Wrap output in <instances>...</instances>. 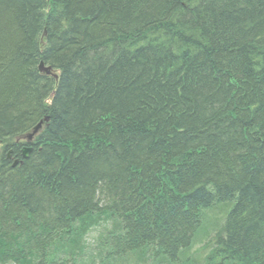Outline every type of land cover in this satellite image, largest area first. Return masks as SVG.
I'll return each instance as SVG.
<instances>
[{"label":"trees","instance_id":"obj_1","mask_svg":"<svg viewBox=\"0 0 264 264\" xmlns=\"http://www.w3.org/2000/svg\"><path fill=\"white\" fill-rule=\"evenodd\" d=\"M0 264H264V0H0Z\"/></svg>","mask_w":264,"mask_h":264},{"label":"water","instance_id":"obj_2","mask_svg":"<svg viewBox=\"0 0 264 264\" xmlns=\"http://www.w3.org/2000/svg\"><path fill=\"white\" fill-rule=\"evenodd\" d=\"M39 71L40 73L47 75V76H52V77H56L53 75L51 69L49 67H44V65L42 63L39 64ZM48 120L44 119V121L39 122L38 124H36V126L30 131V133L26 134L25 136H23L21 138V140L26 144L30 145L32 144V140L34 139V137L37 136V134L40 132L43 124L47 123ZM32 152V147L30 146H25L21 149L20 154H21V158L23 160H27L30 156V153ZM11 155H10V151L7 153V159H10ZM18 163V160L14 161L12 163V167H16V164Z\"/></svg>","mask_w":264,"mask_h":264},{"label":"rangeland","instance_id":"obj_3","mask_svg":"<svg viewBox=\"0 0 264 264\" xmlns=\"http://www.w3.org/2000/svg\"><path fill=\"white\" fill-rule=\"evenodd\" d=\"M95 235H96V233H93V234H92V237H94Z\"/></svg>","mask_w":264,"mask_h":264}]
</instances>
